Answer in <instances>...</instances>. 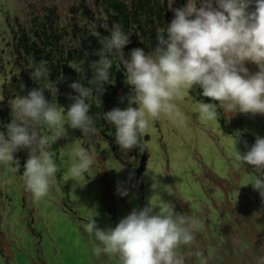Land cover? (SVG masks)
I'll return each mask as SVG.
<instances>
[{"label":"rangeland","instance_id":"obj_1","mask_svg":"<svg viewBox=\"0 0 264 264\" xmlns=\"http://www.w3.org/2000/svg\"><path fill=\"white\" fill-rule=\"evenodd\" d=\"M119 1L131 22L125 54L137 47L151 51L150 45L172 19L171 6L186 4V0ZM114 21L103 0H0V125L10 122L13 100L26 94L21 84L31 63L26 64L19 45L21 28L36 43L38 29L47 30L62 43L61 50L68 51L80 32L93 33L90 24L105 31L103 26ZM247 66L250 72L257 71L254 65ZM40 84L45 97L62 106L54 85L41 80L35 86ZM201 91L197 87L174 101L188 118L186 126L164 115L150 121L148 131L141 134L147 153L143 168L142 151L126 154L118 147L120 162L100 134L95 139L81 134L82 138L71 129L69 140L49 142L59 172L40 200L27 190L22 176L28 149L14 153L18 172L0 163V264H120L116 256L94 254L98 242L85 225L98 213L100 228H114L133 208L148 204L161 213L165 205L174 207L197 221L193 244L178 249L184 264H264V198L251 185L255 179L251 167L245 170L234 155L235 142L245 154L256 136L264 137V116L232 115L221 109L218 124L202 121L198 102L211 101ZM37 127L42 135L52 133L44 123ZM78 147L98 160L83 176L72 177L69 169L76 163L73 152ZM151 176H158L162 184L156 192L150 188ZM118 186L128 189L129 196L120 197Z\"/></svg>","mask_w":264,"mask_h":264},{"label":"clouds","instance_id":"obj_2","mask_svg":"<svg viewBox=\"0 0 264 264\" xmlns=\"http://www.w3.org/2000/svg\"><path fill=\"white\" fill-rule=\"evenodd\" d=\"M170 11L172 19L156 37L151 51L137 47L125 54L131 39L119 22L103 26L107 35L95 23L90 24L100 44L92 53L98 59L90 60L87 69L82 65L73 69L81 79L68 84L75 95L69 96L72 103L67 110L47 99L42 87H34L13 100L10 122L0 125L5 129L0 131V163L12 165L18 172L20 164L14 153L28 149L22 176L34 199L48 195L59 172L49 142L69 140V129L85 136L99 135L97 121L102 118L114 126L117 148L126 154L133 149L142 151L141 134L148 131L150 121L164 115L174 124L186 126L188 118L174 101L197 87L202 90L199 94L211 101L198 102L202 121L218 124L221 109L232 115L264 116V0H186L184 6H171ZM113 58L118 59L125 73L129 92L119 103L127 101V105L94 116L89 101L102 105L105 85L114 83ZM247 65H254L257 71L250 72ZM89 72L92 78L86 85L81 81ZM50 77L46 61L34 65L31 79L53 84L57 96V84L66 78L61 75L53 82ZM24 88L21 84L22 91ZM41 123L52 130L51 135L41 134L37 127ZM235 143V158L245 170L251 167L255 173L251 185L264 198V137L256 136L245 154L236 149ZM142 152L143 168L147 153L145 149ZM115 153L121 162L120 154ZM73 155L77 160L69 169L72 177L83 176L98 160L84 147L76 148ZM129 170L127 164L126 172ZM133 175L130 173V178ZM161 185L158 176H151L152 192ZM116 191L122 198L129 196L122 186ZM98 215L85 225V231L98 242L94 254L116 256L120 264H184L178 249L193 244L199 227L196 220L167 205L163 213L149 204L133 208L114 228H100Z\"/></svg>","mask_w":264,"mask_h":264},{"label":"trees","instance_id":"obj_3","mask_svg":"<svg viewBox=\"0 0 264 264\" xmlns=\"http://www.w3.org/2000/svg\"><path fill=\"white\" fill-rule=\"evenodd\" d=\"M103 1L105 3V10L109 13L110 16L114 18L116 22L122 24L123 30L126 34L129 35L131 22L128 18L127 8L125 4L119 0ZM83 13L85 16L88 15V12L83 11ZM74 26L76 27L77 23H75ZM101 33L103 35H107V33L103 30L101 31ZM19 37V41L21 42H19V45L22 46V50L27 58L26 64L30 65L29 63H31V68L29 67L28 71L24 73V89L26 93L28 90L34 87H42V84L35 86L37 82L41 83V80L31 79V72L33 71L34 65L38 64L40 61H46L47 67L51 72V81H57L61 75L66 78L65 82L57 84L59 92L57 96L55 94V98L59 99L62 107L67 110V108L72 103V101L69 99V96L75 95V92L68 87V84L72 83L76 79H81L80 74L76 73L73 69L77 65H82L85 69H87V64L90 60L98 59L97 57H94L92 55V53L100 46L98 39L91 32H80L76 37L73 45L69 48L67 47V51V49L65 48L61 50L62 43H60L56 36H54L50 32H47V30H42L41 28L38 29V32L36 33V37L38 38L39 43L30 42V38L22 28L19 30ZM151 46H155V41L154 44L150 45V47ZM111 73L114 79V83L112 85H105L106 92L101 97L102 105L100 106L95 101H89V103L92 105L90 114L94 116L96 113H106L115 107H120L121 109H123L127 105L125 104V102L119 103L120 98L125 96L129 91L127 89L128 86L125 84V73L117 58H113V67L111 69ZM91 78L92 74L89 72L87 74V77L81 82L87 85V80ZM119 90H121V93L118 92ZM123 92H125V94ZM64 114L66 115V112ZM97 127L100 129L99 134L106 140L110 141L114 151L119 153V149L114 142V126L110 125L105 120L100 118L97 121ZM76 131L81 136V132L79 130ZM96 136L97 135L90 137L92 139H95ZM146 138L147 137H145V139Z\"/></svg>","mask_w":264,"mask_h":264}]
</instances>
